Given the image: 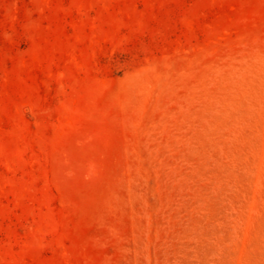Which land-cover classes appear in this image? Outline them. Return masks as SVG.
I'll return each instance as SVG.
<instances>
[{"label":"rangeland","instance_id":"obj_1","mask_svg":"<svg viewBox=\"0 0 264 264\" xmlns=\"http://www.w3.org/2000/svg\"><path fill=\"white\" fill-rule=\"evenodd\" d=\"M0 264H264V0H0Z\"/></svg>","mask_w":264,"mask_h":264}]
</instances>
